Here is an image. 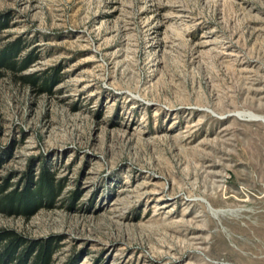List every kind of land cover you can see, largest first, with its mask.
<instances>
[{
  "label": "rangeland",
  "instance_id": "374dc122",
  "mask_svg": "<svg viewBox=\"0 0 264 264\" xmlns=\"http://www.w3.org/2000/svg\"><path fill=\"white\" fill-rule=\"evenodd\" d=\"M0 24L29 60L0 72V185L58 188L0 232L51 264H264V0H0Z\"/></svg>",
  "mask_w": 264,
  "mask_h": 264
},
{
  "label": "trees",
  "instance_id": "16d2710c",
  "mask_svg": "<svg viewBox=\"0 0 264 264\" xmlns=\"http://www.w3.org/2000/svg\"><path fill=\"white\" fill-rule=\"evenodd\" d=\"M0 24V32L2 30ZM20 54L19 45L15 44L0 50V72L10 71L17 74L29 66V60H17ZM1 75V73H0ZM24 80L29 77H20ZM44 171L34 182L30 179L23 189H14L9 192V183L0 185V212L6 215L29 216L39 210L47 198L52 201L58 193L53 179ZM52 241L32 243L13 231L0 232V264H51L55 252Z\"/></svg>",
  "mask_w": 264,
  "mask_h": 264
}]
</instances>
